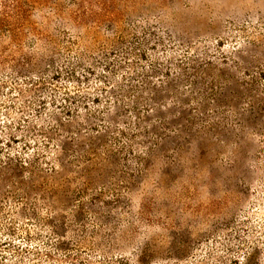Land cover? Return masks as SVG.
Listing matches in <instances>:
<instances>
[{"label": "rangeland", "instance_id": "374dc122", "mask_svg": "<svg viewBox=\"0 0 264 264\" xmlns=\"http://www.w3.org/2000/svg\"><path fill=\"white\" fill-rule=\"evenodd\" d=\"M0 264H264V0H0Z\"/></svg>", "mask_w": 264, "mask_h": 264}]
</instances>
